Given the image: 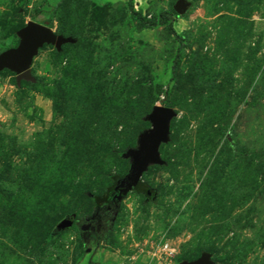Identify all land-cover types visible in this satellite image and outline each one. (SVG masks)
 Returning <instances> with one entry per match:
<instances>
[{
  "label": "rangeland",
  "instance_id": "rangeland-1",
  "mask_svg": "<svg viewBox=\"0 0 264 264\" xmlns=\"http://www.w3.org/2000/svg\"><path fill=\"white\" fill-rule=\"evenodd\" d=\"M29 23L73 43L0 73V264H264V0H0V56ZM155 107L164 165L98 245L80 223Z\"/></svg>",
  "mask_w": 264,
  "mask_h": 264
},
{
  "label": "water",
  "instance_id": "water-1",
  "mask_svg": "<svg viewBox=\"0 0 264 264\" xmlns=\"http://www.w3.org/2000/svg\"><path fill=\"white\" fill-rule=\"evenodd\" d=\"M175 11L179 14L183 12L180 3L176 6ZM20 36L22 38L20 46L4 52L0 56V73L5 69H10L17 73L18 81L32 80L30 64L44 45H54L60 50L62 46L73 43L71 38L56 36L50 28L37 23H29L20 32ZM176 116L174 110L166 107H155L148 115L147 121L151 124V129L140 135L136 149H130L122 156L124 159L130 160L131 165L129 172L117 183V201L122 200L137 188L150 166L164 165L160 157V147L169 141L170 124ZM72 224L73 221L69 220L66 228H70ZM89 227L82 228V231H86L85 228ZM182 264H213V262L211 255L203 254L196 261Z\"/></svg>",
  "mask_w": 264,
  "mask_h": 264
},
{
  "label": "trees",
  "instance_id": "trees-1",
  "mask_svg": "<svg viewBox=\"0 0 264 264\" xmlns=\"http://www.w3.org/2000/svg\"><path fill=\"white\" fill-rule=\"evenodd\" d=\"M151 26V25H150ZM150 26H146V28H151ZM171 32L174 34L173 28L170 26ZM123 156V153H119ZM123 177L112 176V185L108 188V190L103 193L102 195H93L92 202L95 204L98 210V218L93 221V231L92 233L97 236V243L98 245L104 240L106 233L112 227L114 219L110 217V212L117 208V196L118 193L116 191L117 183ZM137 190L141 192V194L146 195L148 197V192L146 187H142L141 184L137 186ZM85 225H90L87 221H81L80 223V230L82 234H86L88 232L82 231V227ZM92 226V224H91Z\"/></svg>",
  "mask_w": 264,
  "mask_h": 264
},
{
  "label": "flooded vegetation",
  "instance_id": "flooded-vegetation-1",
  "mask_svg": "<svg viewBox=\"0 0 264 264\" xmlns=\"http://www.w3.org/2000/svg\"><path fill=\"white\" fill-rule=\"evenodd\" d=\"M89 224H90V225H85V226H83L82 228L87 227V226H90V227H89L90 230L93 231V221L90 222ZM91 224H92V226H91Z\"/></svg>",
  "mask_w": 264,
  "mask_h": 264
},
{
  "label": "built area",
  "instance_id": "built-area-1",
  "mask_svg": "<svg viewBox=\"0 0 264 264\" xmlns=\"http://www.w3.org/2000/svg\"><path fill=\"white\" fill-rule=\"evenodd\" d=\"M165 249L167 250V249H168V247L166 246V247H165Z\"/></svg>",
  "mask_w": 264,
  "mask_h": 264
}]
</instances>
